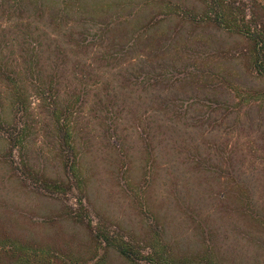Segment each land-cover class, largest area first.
Instances as JSON below:
<instances>
[{
    "label": "rangeland",
    "instance_id": "374dc122",
    "mask_svg": "<svg viewBox=\"0 0 264 264\" xmlns=\"http://www.w3.org/2000/svg\"><path fill=\"white\" fill-rule=\"evenodd\" d=\"M249 20L264 0H0V264L21 245L88 258L98 231L167 261L264 264Z\"/></svg>",
    "mask_w": 264,
    "mask_h": 264
},
{
    "label": "trees",
    "instance_id": "16d2710c",
    "mask_svg": "<svg viewBox=\"0 0 264 264\" xmlns=\"http://www.w3.org/2000/svg\"><path fill=\"white\" fill-rule=\"evenodd\" d=\"M212 1V0H211ZM215 1V0H214ZM217 9L220 6H217ZM222 14L217 15L211 22H216L215 25L222 27L225 21L221 19ZM254 25V30H251V26ZM231 28V27H229ZM241 35H244L250 43V63L253 72L259 76L264 77V23L261 25L255 22L248 21V27L245 30L237 29ZM255 75V76H256ZM247 97L253 96L250 91H243ZM246 95L244 96L246 98ZM9 145L12 151L15 148L14 139L10 136ZM64 145H67L64 142ZM91 241H94L95 245L93 248V253L88 258H81L79 261H72L71 257L66 256L67 254L62 252L60 249H54L53 247H42L40 245H32L29 248L24 247V245L19 246L23 256H19L18 264H105L104 253L108 248H113L118 257L126 262H145V264H189L187 262H178L176 259L172 258L169 261L164 259L162 256L158 255L157 251L153 249L150 250L146 255H141L138 251L134 250L128 242L112 239L110 235L103 234L98 231L95 235L91 234ZM24 251L26 253H22ZM102 253V254H101ZM71 255V254H70Z\"/></svg>",
    "mask_w": 264,
    "mask_h": 264
}]
</instances>
